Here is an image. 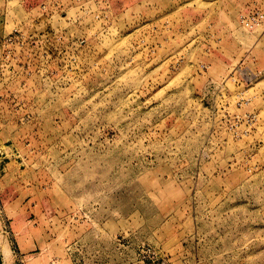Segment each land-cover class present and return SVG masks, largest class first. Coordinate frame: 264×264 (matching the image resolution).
Masks as SVG:
<instances>
[{"label": "rangeland", "instance_id": "374dc122", "mask_svg": "<svg viewBox=\"0 0 264 264\" xmlns=\"http://www.w3.org/2000/svg\"><path fill=\"white\" fill-rule=\"evenodd\" d=\"M254 11L0 0V44L15 27L42 43L0 61V264H264Z\"/></svg>", "mask_w": 264, "mask_h": 264}, {"label": "built area", "instance_id": "2783aa9c", "mask_svg": "<svg viewBox=\"0 0 264 264\" xmlns=\"http://www.w3.org/2000/svg\"><path fill=\"white\" fill-rule=\"evenodd\" d=\"M247 28H254L260 22L264 21V13L254 11L241 19ZM42 47L41 37L27 35L21 28L15 27L1 40L0 61L7 68H13V62L23 61L24 58L36 57L39 48Z\"/></svg>", "mask_w": 264, "mask_h": 264}, {"label": "crops", "instance_id": "0c3cea01", "mask_svg": "<svg viewBox=\"0 0 264 264\" xmlns=\"http://www.w3.org/2000/svg\"><path fill=\"white\" fill-rule=\"evenodd\" d=\"M9 2H10V1H9ZM9 2H8V3H9Z\"/></svg>", "mask_w": 264, "mask_h": 264}]
</instances>
